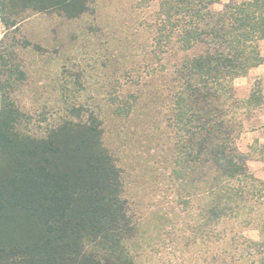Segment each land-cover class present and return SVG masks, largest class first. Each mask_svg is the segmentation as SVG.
Wrapping results in <instances>:
<instances>
[{
	"label": "trees",
	"instance_id": "16d2710c",
	"mask_svg": "<svg viewBox=\"0 0 264 264\" xmlns=\"http://www.w3.org/2000/svg\"><path fill=\"white\" fill-rule=\"evenodd\" d=\"M8 1L71 19L96 2L2 0V13ZM152 2L158 4L156 20L149 25L155 31L152 53L161 63L173 61L180 161L197 164L209 186V205L202 209L205 228L222 230L242 216L249 222L264 220V212L255 209L264 205V181L253 174L249 156L238 145L244 110L261 105L264 98L254 90L240 100L236 89L238 79L264 65V0H138L135 8ZM136 102L134 96L126 99L115 105L114 114L130 115ZM24 119L4 94L0 264H137L131 251L137 222L124 198L122 171L103 144L102 120L94 114L86 121L65 119L36 137L19 130ZM242 239L234 238L235 251L245 244L234 263L258 255L264 264V243Z\"/></svg>",
	"mask_w": 264,
	"mask_h": 264
},
{
	"label": "rangeland",
	"instance_id": "374dc122",
	"mask_svg": "<svg viewBox=\"0 0 264 264\" xmlns=\"http://www.w3.org/2000/svg\"><path fill=\"white\" fill-rule=\"evenodd\" d=\"M8 4L5 13L0 8V112L6 94L25 116L19 130L36 137L65 119L86 121L94 114L102 120L103 144L122 171L124 198L137 222L131 241L137 264H237L245 244L236 252V235L242 243H264L261 219L242 216L222 230L204 226L209 186L197 164L180 161L173 61L161 63L152 53L149 25L157 3L139 10L138 0H96L74 19ZM236 89L240 100L254 90L264 98V65L238 79ZM133 96L132 113L115 115V105ZM243 117L238 145L264 181V102ZM257 208L264 212V205ZM253 260L259 264L258 255L240 264Z\"/></svg>",
	"mask_w": 264,
	"mask_h": 264
},
{
	"label": "crops",
	"instance_id": "0c3cea01",
	"mask_svg": "<svg viewBox=\"0 0 264 264\" xmlns=\"http://www.w3.org/2000/svg\"><path fill=\"white\" fill-rule=\"evenodd\" d=\"M228 1H229V0H223V4L227 3ZM223 4H222V5H217V6H219V9H222ZM217 6H216V7H217Z\"/></svg>",
	"mask_w": 264,
	"mask_h": 264
}]
</instances>
